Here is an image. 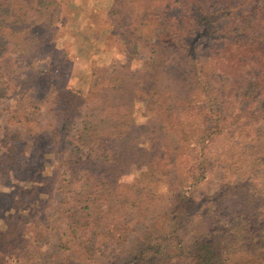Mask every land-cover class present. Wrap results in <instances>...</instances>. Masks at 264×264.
<instances>
[{
  "label": "trees",
  "instance_id": "16d2710c",
  "mask_svg": "<svg viewBox=\"0 0 264 264\" xmlns=\"http://www.w3.org/2000/svg\"><path fill=\"white\" fill-rule=\"evenodd\" d=\"M60 8L0 0V99L13 79L29 88L49 73L35 30ZM111 13L126 62L90 77L85 94L53 97L49 140L82 179L83 206L47 264L95 263L96 237L122 244L142 223L122 255L96 264H264V0H114ZM0 141L1 177L22 151ZM213 169L221 187L199 196Z\"/></svg>",
  "mask_w": 264,
  "mask_h": 264
},
{
  "label": "rangeland",
  "instance_id": "374dc122",
  "mask_svg": "<svg viewBox=\"0 0 264 264\" xmlns=\"http://www.w3.org/2000/svg\"><path fill=\"white\" fill-rule=\"evenodd\" d=\"M58 1L61 8L54 25L35 30L36 38L42 43L37 58L43 61L38 66L47 63L49 73L29 88L15 85L14 79L9 81L11 88L0 99V140L6 136L7 145L22 151L20 159H16L17 166L12 165L0 177V264H47L56 259L58 236L67 229L65 216L73 210L81 214L79 209L83 204L77 196L82 179L65 169L61 141L50 143L49 140L53 97L62 90L85 94L90 77L127 60L117 41L121 28L120 19L111 13L114 0ZM142 56L131 61L132 69L140 67ZM176 58L171 56L164 66L171 75L176 70ZM137 103L139 109L142 102L138 99ZM84 111L73 118L72 133L80 128ZM141 114L137 113L136 124L144 121ZM3 150L0 141V151ZM48 151L54 153L47 155ZM132 174L123 176L122 180L129 181ZM222 176V169L211 170L198 190L199 196L217 191ZM260 207L264 210L262 200ZM146 224L136 225L122 244L96 237L92 252L95 263L84 261V264L122 255L146 229ZM13 229L14 237L8 235Z\"/></svg>",
  "mask_w": 264,
  "mask_h": 264
}]
</instances>
